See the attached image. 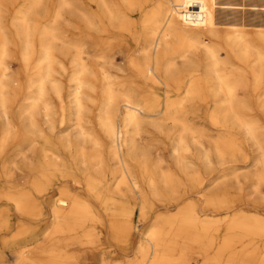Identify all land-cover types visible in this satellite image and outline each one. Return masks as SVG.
I'll return each instance as SVG.
<instances>
[{"label": "bare ground", "instance_id": "obj_1", "mask_svg": "<svg viewBox=\"0 0 264 264\" xmlns=\"http://www.w3.org/2000/svg\"><path fill=\"white\" fill-rule=\"evenodd\" d=\"M18 2L16 43L3 21ZM248 7L264 9V0H2L0 201L22 218L11 239L15 261H8L4 250L0 264H80L81 251L94 253L106 239L125 249L121 258L100 264H191L193 254L202 264H264V218L254 214L230 220V234L216 250L211 234L220 226H198L197 205L203 198L226 211L232 202L227 195L204 191L169 195L179 205L188 199L177 211L182 221L168 229V223L153 227L139 237L132 256L126 249L137 232V210L142 219L151 206L147 193L164 197L161 186L177 193L184 186L180 175L188 180L186 192L204 187L203 174L187 166L188 155L195 147L204 150L207 139L206 128L191 122V115L204 110L203 120L215 128L244 130L262 151L264 132L255 118L264 113V19L248 18ZM65 12L77 19L74 38L60 26ZM117 55L126 64L125 77L112 74ZM11 59L24 69L30 93L24 100L14 91L22 89L21 83L14 88L8 84ZM59 70L68 71L66 91L56 78ZM148 123L161 132L172 127L179 175L160 169V162L151 166L142 146ZM232 138L223 134L213 139L217 163L245 157ZM207 151L197 156L205 167L213 157ZM72 153L68 161L65 156ZM21 160L37 164L29 166L30 179L20 193L8 187H15ZM254 179L259 190L264 170ZM63 180L85 187L89 198L68 185L59 187L61 195L49 204L50 222L39 233L33 224L42 215L33 192L43 197ZM4 208L0 228L10 225V208ZM190 232L194 237L188 242L183 235ZM194 246L203 249L195 252ZM227 251L232 256L224 262L221 256Z\"/></svg>", "mask_w": 264, "mask_h": 264}, {"label": "rangeland", "instance_id": "obj_2", "mask_svg": "<svg viewBox=\"0 0 264 264\" xmlns=\"http://www.w3.org/2000/svg\"><path fill=\"white\" fill-rule=\"evenodd\" d=\"M73 1L77 2V0H73ZM0 3H2V0H0ZM151 6L152 4L146 6L145 11L149 10ZM18 9H19V2L14 7H9L8 11L6 12V18H4V21H3V24L6 27V30L10 33L11 37H13L16 43H17V40L15 38L16 32L13 31L14 29L13 21L19 16V14H17ZM246 9H249V10H246ZM245 10L247 12L246 16L248 18L263 21L264 13L262 12H264V9L260 8L257 10L256 8V11H255L254 8L248 7V8H245ZM253 11L255 12V14L253 13ZM261 16L263 18H261ZM76 23H77V19L74 16H71V14H69L68 12H65L64 17L60 22V26L68 31L67 35H70V36L73 35L72 37L74 38V35H75L74 33L76 32L75 30ZM12 49L14 51V54L17 55L18 53L17 48L16 49L12 48ZM40 57L43 58V56L39 55L37 60H39ZM198 57L200 58V55ZM8 64H9L8 68H10L9 69L10 81L8 82V84L10 87L14 88L16 87L18 83L19 84L21 83L22 89L14 88V91H16L19 94V99L23 98L24 100V98L27 97V95H29L30 93H27L28 88H26V85H24L25 77H24V69L22 67V64L21 62H17V61L15 62L12 59L11 61L8 62ZM114 64H115V67L112 70V74L118 75L120 77H125L127 75V72L123 71L122 69L126 67V64L121 55H117L115 57ZM67 72H63L59 70V74L56 76V78L59 80L61 86H63L65 91H66L67 86L69 85ZM53 102L55 106V111L57 112V114H61V110L59 108V102L56 100V98H54ZM24 104L25 103H22V105ZM204 115H205L204 110L200 112L198 111L194 116L191 115L189 120L196 125L201 124L206 128L207 139L204 142V146H203L205 148L203 150L202 148L200 149L198 147H195L193 152L190 153L192 156H190L189 154L187 157V166L189 168L193 166L191 169L195 171L198 168L197 171H200L203 174V177L205 179L204 187L201 189L200 188L195 189L196 191L193 190L194 192L191 190L186 192L184 186L187 184L188 180H186L187 178L180 175L179 177L184 186H181L177 193H172L170 191H167L162 186L160 187L159 191H160V195L164 197L154 198L149 195L150 193H147L150 199V202H151L150 204L151 206L145 209L144 211L145 217L142 219H141L142 217L141 212H138L139 210H137L136 212V215L134 217V224L135 226H137L136 231L138 233L137 232L135 233V236L133 240L131 241L130 248L126 247V249H131L129 256H132L133 252L136 250V245L138 244L141 236H145L153 227L162 226L168 223V225L166 226V228L168 229L170 228V225L175 226V225H178L182 221L181 217L183 214L177 215V211L182 205H184V203L188 201V199L185 198L184 201L182 202V205H179V203L176 204V202H173L174 200L169 201L170 200L168 198L169 195H197L198 192L200 193L204 191L206 195H227L228 196L229 198L228 201L231 200L232 203H230L227 206L230 209L226 211L223 209H215L211 207L209 204L206 203V201L203 198L200 200V202L197 205L198 214L197 216H195L197 218V219L195 218L196 220L195 223L198 224V226L200 225L209 226V227H214L215 225L220 226V230L218 232H213L211 234L212 238L215 241L216 250H217V247H219V245L230 234L229 224H228L230 220H235V219H238L239 217H246V216L250 217L254 214H259L264 218V186H261L259 190H255L254 188L256 185V182L254 179L255 174L258 172H262L264 170L262 166V159H264V145L261 151L257 149L258 146L254 143V141H252L249 138V136L245 133L244 130L240 128H226L223 130L217 129L213 125H211L208 119L203 120L202 116ZM255 122L258 124L259 130L261 132H264V113L262 111H260L259 116H256ZM145 130H146V133H145L144 138L142 139V146L146 149V151L148 152V155L150 153L149 156H150L151 166L153 167L154 163L160 162L161 164L160 169L166 170L169 172H174V173H177L176 175H179L180 174L179 169L175 167L176 165L174 164V159H173L175 142H174V137L172 136L173 135L172 133L174 132L172 127L166 126L165 129H163L165 132L164 134V132H161V130H158V128L148 123L145 127ZM223 134L225 137H228L231 139H233L232 137H235L234 140H236L238 144L241 146L243 155L246 158L245 157L242 158L241 156L238 157L237 160L226 158L224 162L217 163L218 159L217 157H215V155H213L214 151H213L212 141L214 138H218L222 136ZM205 150L206 151L208 150L207 152H209L211 156H213L212 164L208 166V167H212L211 169L210 168L208 169V167H205L199 164V161L197 159V156L203 154V151ZM73 156H75L74 153L68 154L67 156H65V158L69 161L73 158ZM31 160L19 161L20 163L19 171H15L14 173V186L15 187L13 188L8 187L10 190L12 191L14 190L16 192L19 189L18 192L21 193L23 189H26V182L29 181L30 179L29 178L30 174L28 173V170L35 167V165L37 164L35 162L36 164L32 163V166H31L29 164ZM60 163L62 167L64 165V161H60ZM24 167L26 169H24ZM76 179H81V178L76 177ZM64 185H68L70 188L72 187L71 190L74 193L80 195L83 199L89 198L88 197L89 194L86 192L85 187L79 186L74 181H68V180H63L61 183H57L55 185V188H53L49 192L48 195H45L43 197L39 196V194H37L36 192H33V195H36L35 200L38 201L37 202L38 208L40 209V212L42 215V218H41L42 221H39V222L37 221L33 224L34 227H36V229L39 230V233L44 231L48 223L50 222V219L48 217L49 210H50L49 204L54 198L61 195L59 187L61 186L63 187ZM103 185L105 187L111 186V184H107V183H104ZM0 186H1V183H0ZM6 204L7 202L5 200L0 201V211H2V209L4 210L5 209L4 207H9L10 209L9 208L8 209L10 210L11 219H10L9 227L0 228V252L4 250H8L7 252L9 256L7 257V259L10 262H14L15 255H13L12 253V251L14 250V245L11 239L13 238L15 231H16L15 230L16 223L19 219L22 218V216L12 209V205H6ZM3 205H6V206L2 207ZM94 205L97 210H99L101 213H104L103 212L104 209H102L103 205L101 203L94 201ZM105 221H106V226L108 230L109 221L107 220L106 217H105ZM183 237H184V240H187L189 242L194 237V232L185 233ZM123 249L125 248L117 246V245L115 246V244H113L110 240L107 241L106 239L104 246L99 247L94 252L95 254L89 253L87 251L86 252L81 251L79 253L80 254V264H100L103 259L121 258L123 256ZM202 249L203 247L201 246H194L193 251L199 252ZM194 255L195 254H193L192 256L194 260L191 259V264H202L203 259L198 258L197 255L195 256ZM231 256H232L231 251H227L221 257L223 261L225 260L224 262H227L231 258Z\"/></svg>", "mask_w": 264, "mask_h": 264}]
</instances>
